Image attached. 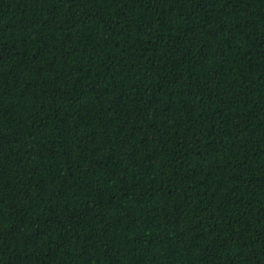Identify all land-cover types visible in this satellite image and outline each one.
<instances>
[{
  "label": "trees",
  "instance_id": "1",
  "mask_svg": "<svg viewBox=\"0 0 264 264\" xmlns=\"http://www.w3.org/2000/svg\"><path fill=\"white\" fill-rule=\"evenodd\" d=\"M0 264H264V0H0Z\"/></svg>",
  "mask_w": 264,
  "mask_h": 264
}]
</instances>
